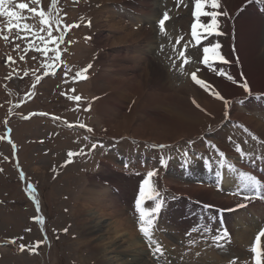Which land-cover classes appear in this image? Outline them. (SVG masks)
Returning a JSON list of instances; mask_svg holds the SVG:
<instances>
[{"label": "rangeland", "instance_id": "rangeland-1", "mask_svg": "<svg viewBox=\"0 0 264 264\" xmlns=\"http://www.w3.org/2000/svg\"><path fill=\"white\" fill-rule=\"evenodd\" d=\"M90 1L91 0H58L57 4L53 7L51 5V0H40L39 5L32 3V0H12V3L7 5L9 8L16 10L21 15L29 17L31 16L30 13H27L26 10H20L16 8L15 5L24 2L29 3L30 7H42L45 11H48L50 8H52L54 15L55 12L59 10V15L64 18L63 20L68 25H80L79 27H71L67 31V34H65L68 38L65 45L64 43H62L63 45H59L60 50L61 48H63V50L65 51L64 57L60 53V60L62 59L63 63L61 67H59L61 63H59L58 61L56 62L54 67L45 68L44 64L47 61H45L43 55L38 56L40 54H38V51H35L34 49H29L27 52H25V49L29 47L30 40H32L33 37L37 35H45L44 32L37 31L36 34L34 31L31 34L21 32L19 33V35L26 36L27 38L19 39L17 38L18 34L15 28H13L11 31H8L9 19L7 17H0V137H3V139H0V169H2V171H0V202L4 201L0 203V264H97V262L95 263V260L92 257H94L98 250L96 252L91 249L88 251L87 249H85L86 247H82L81 240L79 241L81 230L77 226L74 209L76 208L78 201H81L82 198L89 197L91 193H94L98 197H102V195H105L107 191L112 190L109 187V183L105 186L107 180H102L101 183L97 180H94V178H99L101 175L108 174L109 169L120 173L118 170H121L122 163L114 160L113 157L114 155L116 156L118 154L120 148H122V152H126L127 157H129L128 154L134 153L133 150H127L125 148L127 145H129L127 143H129L130 141L132 142L133 140H135L142 145H145L144 142L152 145H167L168 147L165 148V154L167 155L168 160L174 161L176 164V161L179 160L180 163L178 162L177 166L181 167L180 164H182V156H184L185 152L189 151L191 153L190 156L194 155L195 158H197L198 153H206L209 154V156H211V154H214L213 149L211 148V153V151L209 150V145L207 146L204 144L203 137H208L211 139V141L213 139L216 140L215 134L219 132V128L222 125L227 124L228 120L232 118L233 121L231 123V126H228V132L222 133L224 136L222 135L221 137L223 142L225 141L224 143L227 145V149H229L231 152V158L236 161L239 160L235 153V151H237V146H239L245 154L249 155L264 152V138L251 125H249L240 117L236 116V112L244 113L246 115L254 116L255 118L264 122V105L261 104L260 101L259 103L258 101H256L258 98L253 99L252 102L249 101L258 94H262L264 96V92H255V85H252L247 78L245 79L247 80V83L251 89V95L244 91L243 87L241 86L242 81L232 82V84L239 89L237 91H244L242 95L243 97L240 96V93H228L225 96L224 93L216 85L210 83L208 79H202L209 83L212 90L218 91L223 97H225V99L229 100L230 104L226 107L224 102L219 99V102L221 104L220 115L210 123L211 127L205 129L204 131L201 132L198 129L194 134H192L188 132V130L186 132V130H184L183 128L180 130V133L174 136V134L169 135V132L166 131L167 129H163V136L160 138L165 140H159V142L157 141L158 139L151 137V135L157 134V130L153 129V125L154 122L162 120V115H165V113L167 114V112L163 110L155 111L152 113V118H149L147 117L149 114L148 109L146 110L145 108H141L134 116L133 111L135 108L132 112H130V108H128L127 105L134 106V101H140V94L131 93L127 98H123L122 100V96L120 97L119 94H117L118 92L116 91V89L113 90L111 88L104 93H99L100 89H95L94 86L95 77L99 76L100 74L109 75L112 72L117 74L115 76V79H118V77L120 76L131 77L134 79V83H136L139 87H143L144 89L143 81L147 77L144 70L147 66V63L143 62L142 64L140 62L138 63L129 61L131 60L130 52L132 51H130V49L128 48L129 42H119V40L117 41L115 38L121 37L125 33H111L110 31H108V22L111 23L109 17L116 16L113 10L118 12L116 10L118 6H114V4L112 6L106 5L105 8H113V10H109L111 12V14L109 13L110 16H108V13L105 11V13H103L101 17L100 14L98 16L95 13L93 14L94 11H90ZM171 1L173 3V7H171V9L173 11H176L175 15H178V9H180V7H177V4H175L176 2L174 0ZM185 1L187 4V0H183V3L185 4ZM98 4L100 6L101 3ZM187 6L189 5H186V9L188 8ZM119 11L122 13L121 9ZM188 11H190V8H188ZM64 13H66V16L64 15ZM163 14L164 13L159 14L160 19L162 18ZM168 15L169 17H171L172 13L168 12ZM94 16L95 18L98 16L96 19L100 27L97 26L93 28L92 25L96 21V19L95 21L93 19ZM135 16L138 15L135 14ZM138 17H140V15ZM138 17L136 19H138ZM87 21H91L92 25L88 26ZM26 22L28 24L32 23L34 27L38 29H40L41 27L40 19L38 16L35 18H30L29 20H26ZM123 22L124 25H128L130 27V30L138 29L137 25H131L128 19H125V21ZM188 24L189 22L187 24H182V21L180 19H174L173 27L175 29L177 28L176 30H179L180 34H183L185 30L188 31ZM155 26L157 27L158 23L155 22ZM226 26L227 22L225 20L222 21L220 30L225 29ZM113 34L115 35V37L113 36ZM180 34L177 31L176 35L172 37V40L175 42L177 37L179 39ZM4 35H7L9 37L7 41L2 38ZM53 35H57V33L54 31ZM71 42L72 44H70ZM213 44L215 43L212 42V45ZM16 45H19V48H16ZM35 45L37 47H42L39 39H35ZM201 45H205V42H202ZM121 46H124L125 50L122 53V57L121 55H118L120 53L116 52V50ZM68 48H70L69 54ZM179 49L180 48L178 47L177 50L179 51ZM178 51H176L177 55L175 53L176 58H178ZM199 51L200 50H198V52ZM217 51L222 55L224 53L225 57L228 56L226 50L220 51V49H218ZM191 52L192 55L197 54L196 50L194 49L191 50ZM124 53L126 54V56L129 55L128 58ZM154 53L155 52H153V54ZM50 55L52 56L53 53L50 52ZM146 55L150 56L151 53ZM8 56H11L15 63L8 61ZM21 56H24L23 60L20 59ZM33 57H35V59H33ZM195 57L199 59L200 52ZM157 58L161 59V56L157 54ZM104 61L106 62L104 63ZM120 62L124 64H120ZM111 63L116 66L112 65ZM163 63L165 67L164 69H167V76L163 83L173 91L175 90L178 96L188 97L187 99L189 100V102L196 107V105L193 103V100H195L196 102L200 101L201 95L203 93L212 95L210 91L202 88L199 85H195L196 83L191 79V73L196 69H194L193 67L199 65V61H197L196 59L193 63L194 66L189 64L187 68H185L182 72L184 74L185 72H187V69H189L190 71L188 77L182 75L176 76L177 74L174 75V72H171L174 64L176 66V61L174 63H165L164 61ZM178 63H180V61ZM233 63L229 61L228 63H225L227 67H224V65H218L214 68L218 75L219 72L217 71V69L219 71L224 70L227 75H230L232 74V72L228 74L229 68H233L236 66V63ZM89 64L92 65V67L87 72V74L89 75V79L87 78V80L83 82L79 81V79L73 81L72 77L75 75V73L82 70ZM165 64H169V67H166ZM37 67H40L39 71H44V73L48 70L51 71V77L36 80V76L40 75L36 73ZM115 67L118 71H114L116 69ZM65 68L71 69V72H69L67 78L65 77ZM199 68L200 67H197V69ZM25 73H27V75H25ZM197 77L201 79L199 77V74H197ZM221 77H224L223 79L227 82L231 81L227 79L226 76ZM66 79L67 82H65ZM77 82L81 83L79 84V91L72 92L71 89L78 88ZM102 84L103 83H101V85ZM33 85L35 87H33ZM261 85V89L264 90V84ZM33 88L37 89L38 91H34ZM33 91L37 99H29V101L25 105L23 102L24 97L29 93L32 94ZM78 93H81L79 94V96L82 97L79 102L74 101L72 97H66L67 95L74 96ZM107 96H109L110 99L112 98L111 103H113L115 107L112 106V108L110 107V109L105 110L103 108L106 107L102 106V99ZM113 98L115 100H113ZM247 101H249V103H247ZM260 105H262L263 107H261ZM89 106L90 110L85 111V109L89 108ZM234 106H236L237 111L234 110ZM20 108H22L21 114H23V116L36 109H47L61 115L62 117H67V119L69 120H77L79 119V116L84 117L83 120L86 119L85 121H88V123L90 124V128L93 130L92 132H88L85 130L86 134L88 136H94L95 138H97V140L103 142L101 143L100 141H97V144H95V152H92V155H95V157L91 158L87 154L81 155V157L79 156L75 161V165L69 168L68 165H66V155H64V158H59L55 164V166L61 167L57 171L52 172L51 162L53 163V158L51 156V147L54 145L55 141H59V143L63 145L75 144V142L72 143L71 141H69L71 136H68L69 139L65 138V135L63 134V132H61L62 127L56 125L52 121L50 124L45 123L44 120H40L37 124H35L33 122L34 116H31L28 119L31 120V123L28 122L25 124L23 122H19L18 120H16V113L17 109L20 110ZM244 108L247 109L246 112L243 111ZM226 112L227 115H225ZM126 115L132 117L133 124H135L136 126L141 123L145 125L143 126L145 133H141L142 136H145L144 139L134 137L131 132L125 129H120V127L117 128V130L111 128L115 123L123 124L122 121H124V117ZM35 117L41 119V117L39 116ZM123 126L124 125H121V128ZM7 127L13 128V135H15V138L23 144L20 149L21 158L24 162L23 167L26 169V175L24 176V178H21L19 176L16 170L17 168H15V164L17 167L18 161L14 156L10 145L5 143L4 141V133ZM50 128L51 134L52 131L54 132V135L57 131L60 133L59 137H57L56 140L55 138H53L54 135H51V141H49V144L51 146L49 147L48 155H44L42 154V151L45 148L41 145L32 144L28 139H41V137L39 136L43 137L45 135V138L48 141L50 136L46 132H48ZM86 134L84 136L82 135V133H80L77 136L79 137L81 144L84 141L88 142V136ZM253 137H255V139ZM117 140L123 142V144L120 142V147L116 146ZM237 142L242 144V146H240ZM62 148L64 149L65 146H62ZM74 149L75 151L78 150L80 154L84 153L82 150L81 152L79 151L81 148L77 149L76 147ZM87 149L92 150L93 148L88 147ZM19 153L20 150L18 151V155ZM64 159L66 161H64ZM108 159H113L114 161L112 163H108ZM94 163H96L95 168H93L92 166ZM84 165H86L87 167H84ZM157 166L159 169L157 176L159 177L155 176V186L160 192V196L164 194V196H168V199H176L179 196H187L192 200L195 198L191 197L190 195H193L196 197V199L202 200L203 202L208 204L219 205L222 207H224V205H232L230 198L225 199L226 196L218 193L217 190L215 191L211 188H206L207 186H204V188H206L207 190H202L203 187L201 186L203 185L201 183V176L203 173L202 169H199V166L196 168V170H194V172H191L192 174L194 173V175L198 176L197 179L192 180L184 178L183 176L181 177L183 178L182 180L187 183L185 190H183L182 187H179L180 185H177V181H168L169 177H173L176 180H181L180 178L171 174L165 176L168 168L164 165L163 167L159 164ZM197 169L200 170V173L197 172ZM195 172L198 174H196ZM183 173L186 174L185 171H183ZM112 175L115 177L118 183L121 181L120 187L116 185L118 192L113 191V193L116 194L117 201L121 205V208L126 211L124 215L128 216L131 220L132 224L130 227V232L136 237V244H131L128 248L126 246L129 243L124 244L123 251H125V253L121 254V256L124 255L123 257L127 259L126 264H141L142 262L140 263L139 261H143L145 262V264H158L157 261L148 253V250L144 245L145 242L140 237L138 233L139 231H137V228L135 227L136 225L134 223V219H132L131 214H129L128 204L130 201H132L138 184L135 180L123 176L121 173L119 175ZM93 180L96 181L97 184H95ZM165 180H167V182ZM192 182L195 183L197 187L201 185L199 187H201L202 189H197L193 193V188L190 185ZM32 183H34L35 185V187L32 186L35 189V199L26 191L27 186L32 185ZM104 187H106L107 189L102 192ZM122 190L124 193L123 197L121 198L119 196V192H121ZM211 191H215L214 194L211 193ZM204 192H207V194L205 195ZM200 193L202 195H199ZM211 197L214 198L215 201H210ZM260 205L261 202H256L252 206V208L247 209V211H252L254 216L243 218L247 221L242 220V228L237 231L234 230L235 233L239 232L240 230H248L249 237L247 238V245L252 242L253 234L259 228L258 226L264 221V214L263 218L262 216L258 217L260 215ZM151 206H154V203H152ZM187 207L188 206H185V209ZM245 212V210L238 211L231 214L230 216L238 218V216L244 215ZM37 215H39V217H42L43 219L38 221L36 219ZM85 217L86 219L92 218L88 214H81V219ZM100 220H102L100 222L104 224L110 221V217L104 216L103 218H100ZM237 220L238 219H235L236 222ZM176 221H179V223L176 224ZM251 221L253 223H251ZM185 222L187 221L181 222L180 220L175 218L172 226H176L178 228V233L180 231V234H183L184 232L182 231V227ZM172 226H169V229ZM255 227H257V229H255ZM29 229L30 231H28ZM65 229H67L66 232L64 231ZM171 231L176 235V230H172L171 228ZM117 232H119L118 229ZM85 233L88 236V239H95L88 229L87 231H85ZM128 236L129 235H125V237L121 236V240L125 241ZM233 236H235L234 233ZM11 238H17V243L15 245L9 243V240ZM164 238L168 240V243L170 245H175V242H177L176 238L168 234L165 235ZM184 238L185 237L183 236L181 239L183 240ZM38 240H42L44 243L36 248V250H38L37 252H30L28 250L22 252L19 250L18 245L20 243L28 245L34 244ZM234 241H237V245L239 247L241 246L238 240L235 239V237L233 238V242ZM139 242H141V244H138ZM203 246L205 247V245ZM95 247L98 246L96 245ZM177 247L178 246L176 245V248ZM115 249L117 254L121 252H119L120 249ZM99 251L102 253V249H99ZM208 252L210 251L208 250ZM221 255L216 258L217 260L214 259L215 261L211 258V263H223ZM82 258H86L87 260H89L84 262ZM203 260L204 259L202 258V260H198L193 264H202ZM217 261L219 263H217Z\"/></svg>", "mask_w": 264, "mask_h": 264}, {"label": "bare ground", "instance_id": "bare-ground-1", "mask_svg": "<svg viewBox=\"0 0 264 264\" xmlns=\"http://www.w3.org/2000/svg\"><path fill=\"white\" fill-rule=\"evenodd\" d=\"M187 1H188L187 4L186 1L185 4L181 1L179 5L180 9H178V15L177 14L175 15L176 11H173L171 9V7H173V3L171 0H91L89 3L90 11L91 12L94 11L93 14L95 13L98 16L100 14L101 17L102 14L105 13V11L108 13V16H110L111 12L109 10L111 11L113 10V8L112 9L105 8L106 5L112 6L114 4V6H118L116 8L118 12L113 10L116 16L109 17L111 23L108 22L109 24L108 31H110L111 33H122V32L125 33L124 35L122 34L123 36L121 37H115L114 34L113 36L116 38L117 41L119 40V42H127V43L129 42L128 48L130 49V51L132 50L130 52L131 60L129 61L138 62V63L140 62L142 64L143 62L147 63V66L144 70L147 75V77L143 81L144 89L143 87H139L136 83H134L133 82L134 79L131 77H124V76L118 77L120 75L119 74L117 77L118 79L121 80L115 79L116 78L115 76L117 74L114 72L110 73L109 75L100 74L99 76H96L94 79L95 89L99 88L100 89L99 93H104L105 91L111 88L113 90L116 89V91L118 92L117 94H119L120 97L122 96L121 98L122 100L123 98H127L131 93L140 94V101H134L135 103L134 106L127 105V107L130 108V112H132L133 109L135 108L133 111L134 116L141 108H145L146 110L148 109L149 114L147 117L149 118H152L153 115L152 113L155 111L163 110L167 112V114L165 113V115L164 114L162 115V120L154 122L153 125L154 126L153 129L157 130V131L155 130L157 134L151 135V137L158 139L157 140L158 142L159 140L160 141L165 140L160 138L163 136V129L164 130L167 129L166 131L169 132V135L174 134V136L180 133V130L183 128L184 130H186V132L188 130V132L192 134H194L198 129L202 132L205 129L211 127L210 123L213 122L214 119L218 117L221 112L220 111L221 104L219 102V99L216 98L214 95L203 93L201 95V100L196 102L197 104L200 105V108H197L194 105H192V103L189 102V100L187 99L188 97L178 96L175 90L173 91L171 88H169L168 86H166V84L163 83V81L167 76V69L166 70L164 69L165 67L163 62L165 61V63L167 62L174 63L175 61L177 62L178 60H180L176 58L177 55L176 51H178L177 50L178 47L176 48L175 42L178 37L176 38V40L174 39L175 42L172 40V37L176 35L177 31L180 34L179 30H176L177 28L175 29L173 27L174 19H180L182 21V24L183 23L187 24L189 22L187 26L188 30H191L190 27L191 21H193V23L195 22V17L192 15V12H194V10L188 11V8L193 9L194 0H187ZM258 1L260 2L249 3L248 5H246L249 2V0H220L221 8L223 11H226L228 13V16H220L218 18L219 25L221 24L222 21L225 20L227 22V26L223 31H221L223 33L222 35H215V36L213 35L211 39H208L209 41L205 42V45L199 46V49L202 51L203 47L211 46L212 42H214L215 44L219 43L221 45L219 49L226 50L229 56V57L228 56L225 57L223 53L225 59L228 62L231 61L232 63L233 62L236 63L235 67L229 68L228 70V74L232 72V74L230 75L233 77L234 81L233 80L229 82L225 81L220 75H218V73L214 68L218 65H224V67H227L225 63L217 62L216 65L214 64L211 66H206V65L200 66L199 72L197 73L199 74V77L201 79H208L210 83L216 85L224 93L225 96L228 93H232V94L240 93V96L243 97L242 95L244 91H240V92L237 91L239 89L232 84V82H241V81L243 82V78H247L252 85H255L254 87L255 92H264V90L261 89L262 88L261 84H264V0H258ZM98 3H101L100 6ZM186 5H189L187 6L188 7L187 9H186ZM242 7L243 9L240 10ZM120 9L122 13L119 11ZM165 11L171 12L172 16L165 23V31H161L158 23L160 20L159 14H162ZM135 14H137L138 16L140 15V17L135 16ZM137 17L138 19H136ZM96 18L95 16L93 17L94 21ZM125 19H128L131 25L134 26L137 25L138 28L136 29L137 31L133 29L130 30V27L128 25H124L123 21H125ZM201 19L205 22L210 21V18L208 17H202ZM155 22L158 23L157 27L155 26ZM98 24L99 23H97V19H96L95 23L92 25L93 28L97 26L100 27ZM181 35L183 34H180V36ZM174 47L176 48V51H173ZM199 49H194V50H196L197 52ZM123 51H125L124 46H121L116 50V52L120 53L117 54L119 56L121 55V57L123 55L122 54ZM153 52L155 53L153 54ZM149 53H151L150 56L146 55ZM157 54L161 56V59L157 58ZM128 56L126 57L128 58ZM236 56L239 62L236 61ZM106 61H104V63ZM120 64H124V63L120 62ZM165 65L166 67H169L168 66L169 64L168 65L165 64ZM174 67H176L175 64ZM179 68H180L179 66L176 67L178 71H180ZM114 71H118L117 68ZM101 83L103 84L101 85ZM114 98L113 100H115ZM262 99L263 100L258 98L256 101H258V103L260 101L261 104L264 105V96L262 97ZM102 100H103L102 106L106 107L103 109L106 110V109H110V107L112 108V106L115 107V105L111 103L112 98L110 99L109 96L105 97ZM234 110L237 111L236 106H234ZM236 116L240 117L249 125H251L264 138L263 121H260L254 116L246 115L244 113H239V112H236ZM122 123L123 124L115 123L114 126H112L111 128L117 130V128L120 127V129H125L131 132L134 135V137H139L144 139L145 136H142L141 133H145L143 127L145 125L141 123L136 126L135 124H133L132 117L127 115L124 117V121H122ZM121 125L124 126L121 128ZM228 126H229L228 122L227 124L222 125L220 127L219 133L215 134L216 140L215 139L212 140L214 144H217L219 147L226 149H227V145L224 143L225 141L223 142L221 137L223 135L222 133H226L228 131ZM125 148L127 150H130L127 147ZM149 153L150 152L146 153V155H148ZM151 154L152 153H150V156ZM113 159L116 160L115 157H113ZM113 159H108L107 162L112 163L114 161ZM108 172H109L108 174L101 175L99 179L95 177L94 180H97L99 182H101L102 180H107L110 189L116 188V185L120 187L121 181L118 183V181L112 175V174L119 175L120 173L115 172L111 169H109ZM197 172L200 173V170L197 169ZM180 179L181 180H176L173 177H169L168 181H173V180L175 182L177 181V185H180L179 187H182V189L185 190L187 183L182 180L183 178ZM94 180L93 182L97 184L96 181ZM191 186L193 188V193L197 189H202L199 186L197 187L196 184L193 182L191 183ZM230 186L240 188V186L242 185L238 181V176L234 175V173L230 171H226L224 173L222 187L229 188ZM106 189L107 188L104 187L102 192ZM202 190H207V189L203 187ZM113 191L115 190L113 189L112 191H107V193L105 195L103 194L102 197L100 196L98 197L94 193L93 194L91 193L89 197L82 198L81 201H78L77 206L74 209L75 220L77 221V226L81 230L79 235V241L81 240L82 247L83 248L86 247L85 249H87L88 251L90 249L93 250L94 252L98 250V252L94 255V257H92L95 260V263L97 262V264H126L127 259L123 257L124 255L121 256V254L125 253V251H123L124 250L123 246L124 244L129 243L126 246L128 248L131 244H136V237L134 234L130 232V227L132 224L131 220L129 219L128 216L124 215L126 211H124L121 208V205L117 201L116 194H114ZM214 192L211 191V193L213 194ZM123 193H124L123 190L119 192V196L121 198L123 197ZM204 194L206 195L207 192H204ZM199 195L202 194L200 193ZM225 199H228V197H226ZM210 201H215V199L211 197ZM230 206L231 205L228 206L224 205V208ZM81 214H88L92 218L86 219L85 217L81 219ZM104 216L110 217V221L102 224L100 222L102 221L100 220V218H103ZM237 219H238L237 223L240 224L242 220L247 221L245 219H242L241 216H238ZM178 223L179 221H176V224ZM251 223L253 222L251 221ZM171 228L172 230H176V235L173 232H171L170 235L176 239L180 238V237L178 238L176 237L179 236L177 235L178 228L176 226H172ZM87 229L92 233L93 237L96 240L92 238L88 239V236L85 233ZM117 229L119 230V232L120 231L121 232L120 233L117 232ZM233 233L235 234L233 238L235 237V239L238 240L241 246L242 245L246 246L248 244V240H247V238L249 237L248 230H244V231L240 230L237 233H235V231L233 230ZM125 235H129V236L125 241H122L121 236L125 237ZM164 240L166 241V243H168V240L166 238H164ZM138 244H141V242H139ZM96 245L98 247H95ZM115 248L120 249L119 252L120 251L121 252L117 254ZM99 249H102V253L99 251ZM112 252H115L116 254ZM218 256L220 255L215 251L206 254L204 257H202L204 259L202 264H212L210 259L212 258L214 260V258H218ZM82 259L84 260V262L89 260V259L87 260L86 258H82ZM224 259L225 260L223 261H229L231 257L229 258L228 256L227 259L226 258ZM139 262L140 263L142 262L141 264H145V262L143 261H139Z\"/></svg>", "mask_w": 264, "mask_h": 264}, {"label": "snow or ice", "instance_id": "snow-or-ice-1", "mask_svg": "<svg viewBox=\"0 0 264 264\" xmlns=\"http://www.w3.org/2000/svg\"><path fill=\"white\" fill-rule=\"evenodd\" d=\"M33 3L39 5L40 0H32ZM58 0H51V5L54 7L57 4ZM251 2V0H249ZM12 3V0H0V17H7L9 19L8 24V31H11L13 28L17 31V38L19 39H26V36H20L19 33H32V26H30L28 23H24V21L30 19L39 17L40 19V32H44L45 35H37L33 37L32 40L29 42V47L25 49V52H27L29 49H34L35 51L41 52L44 56L45 61H47L44 64L45 68L54 67L56 62L60 61V47L59 45L64 42V35L65 33L71 28V27H79V24L75 25H67L63 23V18L59 15V12L56 11L55 15L53 14V9L50 8L48 11H45L42 7H30L29 3H18L15 5L16 8L20 10H26L27 13H30L31 16H24L21 15L16 10L9 8L7 5ZM177 7H179L181 0H176ZM194 12L193 16L195 17V22L191 24V36L196 39L197 41L201 40L202 38L206 36H212V35H222L223 33L220 31V25H219V17L220 16H228V13L226 11H223L221 8V2L220 0H194ZM66 16V13H64ZM202 17H208L210 18L209 22L203 21ZM170 19L168 12L165 11L163 14V18L159 20V27L161 31H165V23ZM88 26H90L91 21H87ZM56 32L57 35H53V32ZM4 40H8L9 37L7 35H4L2 37ZM35 39H39L41 42L42 47H37L35 45ZM88 39V38H86ZM182 39V38H181ZM177 44H179V39L177 40ZM49 45H52V47H49ZM221 47L219 43L213 44L209 47H203L202 49V59L200 63L211 66L217 62L219 63H228V61L225 59V57L218 53V49ZM16 48H19V45H16ZM187 49V45H184V49L179 51L178 58L182 61L180 66V71L183 72V65L188 64L190 62L189 58L185 56V51ZM173 51H176V48L174 47ZM52 52L53 55L51 57L48 56V53ZM21 60L24 59V56L20 57ZM35 59V57H33ZM8 61L15 63L13 58L11 56H8ZM92 67L91 64L87 65L85 68H83L80 71H77L75 75L72 77L73 81H76L78 79H86V73L88 70ZM199 71V69L197 70ZM220 75L226 76L227 79L233 80V77L231 75H227L224 72H220L218 69ZM69 72H71V69L65 68V77L67 78ZM45 75H48L47 72L44 73ZM54 74V72H53ZM27 75V73H25ZM40 76H36V80H40ZM191 79L202 88L208 90L211 92L212 95H214L216 98L222 100L227 107L230 104V101L225 99L218 91H214L211 89V86L202 79H199L197 77L196 72L191 73ZM67 82V79L66 81ZM33 87H35L33 85ZM244 91L251 95V89L248 87L247 83L245 82L242 85ZM72 92L75 91V89H71ZM29 96L31 93L28 94ZM72 99L74 101L79 102L82 97L79 95L72 96ZM243 102V101H241ZM193 103L196 105L197 108H200V105L196 103L195 100H193ZM89 108H86L85 111H89ZM33 115H36L33 113ZM40 115H47L46 113H40ZM227 115V112L225 113ZM55 119H59V117H54ZM79 127L86 128V125L80 124ZM10 132V129L8 130ZM88 132H92L93 130L91 128H87ZM255 139V137H253ZM0 139H3V137H0ZM15 145H13V148ZM96 147L95 144L92 145V148L94 149ZM153 147H158L160 149H164L168 147L167 145H153ZM238 152H240L241 156L244 157L246 154L243 152L242 149L237 146L236 149ZM83 154V153H81ZM77 155V153L69 152L68 157L71 159L73 156ZM185 157H187L189 154L187 152L184 153ZM219 155L221 157L224 156L223 152H220ZM161 163L166 166L165 161H161ZM185 163L187 164L188 161L186 160ZM228 171L231 172H237V170L233 165L227 166ZM2 171V169H0ZM156 169L150 170L147 172V179L143 181V184L140 187V198L136 201V209L139 212V231L142 233V235L149 241V244L156 243L155 252L163 255L162 247L158 244V242H155L153 239V228L155 225L156 220L158 219V215L161 211V208L164 204V201L160 199V192L156 188L155 184L151 183L152 179L157 175ZM23 175V173H21ZM218 176H220V173H217ZM242 187L240 190L236 193H233L234 195H241L245 201H250L253 198H261L264 199V182H262L256 175H253L248 172H239ZM26 191L30 196H32L35 199V189L28 185ZM148 201H153L154 206H149L147 208H142L141 204L142 202L147 203ZM245 204L241 203L237 205V207H244ZM206 207H211L206 206ZM36 219L42 220V217H37ZM30 231V229L28 230ZM65 232L67 229L64 230ZM193 231H198V229H193ZM205 231H209L208 229H205ZM191 235V233H189ZM264 236V229L260 231V233L256 236V245L251 247L249 251L254 254V260L255 264H264V252L261 251L259 248L260 243V237ZM22 239V238H20ZM214 243L217 247H222L221 241H228L230 239L229 233L227 229L220 230L218 229L216 231V234L212 237ZM9 243L16 244L17 238H11L9 240ZM44 242L42 240L36 241L34 244H24L20 243L18 245L20 251L28 250L30 252H35L36 248H38L41 244Z\"/></svg>", "mask_w": 264, "mask_h": 264}]
</instances>
